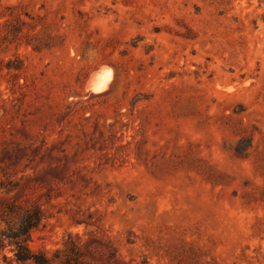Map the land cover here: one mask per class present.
Wrapping results in <instances>:
<instances>
[{"label":"rangeland","instance_id":"obj_1","mask_svg":"<svg viewBox=\"0 0 264 264\" xmlns=\"http://www.w3.org/2000/svg\"><path fill=\"white\" fill-rule=\"evenodd\" d=\"M10 201L47 264H264V0H0Z\"/></svg>","mask_w":264,"mask_h":264},{"label":"trees","instance_id":"obj_2","mask_svg":"<svg viewBox=\"0 0 264 264\" xmlns=\"http://www.w3.org/2000/svg\"><path fill=\"white\" fill-rule=\"evenodd\" d=\"M4 208L0 211V219L6 223L7 228L0 230V256L5 264H11L13 261L47 264V257L43 253L32 251L28 245L31 230L36 228L42 220L41 207L37 204L25 207L10 201L6 202ZM14 214L18 216V220L6 219V216ZM6 249L12 253L11 257L6 254Z\"/></svg>","mask_w":264,"mask_h":264},{"label":"clouds","instance_id":"obj_3","mask_svg":"<svg viewBox=\"0 0 264 264\" xmlns=\"http://www.w3.org/2000/svg\"><path fill=\"white\" fill-rule=\"evenodd\" d=\"M110 78H111V71L105 69L104 72L101 75H99L98 80L94 84L95 90L99 91L105 88Z\"/></svg>","mask_w":264,"mask_h":264},{"label":"bare ground","instance_id":"obj_4","mask_svg":"<svg viewBox=\"0 0 264 264\" xmlns=\"http://www.w3.org/2000/svg\"><path fill=\"white\" fill-rule=\"evenodd\" d=\"M100 68H102V67H100ZM98 70H99V68H98ZM98 70H97V71H98ZM97 71H96V72H97ZM93 72H94V71H93ZM93 72H92V74H93ZM92 74H91L90 76H92ZM111 74H112V73H111ZM89 80H90V77H89ZM95 81H96V80H95ZM89 83H90V82H88L87 84H89ZM86 87H87V85H86ZM93 89H94V86H93ZM103 89H105V88H103ZM103 89H101L100 91H102ZM92 92L97 93L98 91L95 90V91H92ZM85 94H86V93H85ZM76 99H77V98H76Z\"/></svg>","mask_w":264,"mask_h":264}]
</instances>
